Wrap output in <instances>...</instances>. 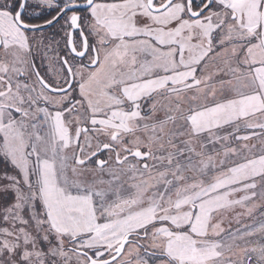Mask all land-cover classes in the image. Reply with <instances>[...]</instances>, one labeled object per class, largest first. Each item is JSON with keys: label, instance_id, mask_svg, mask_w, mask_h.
<instances>
[{"label": "snow or ice", "instance_id": "6c2138e0", "mask_svg": "<svg viewBox=\"0 0 264 264\" xmlns=\"http://www.w3.org/2000/svg\"><path fill=\"white\" fill-rule=\"evenodd\" d=\"M253 138L264 0H0V264H264Z\"/></svg>", "mask_w": 264, "mask_h": 264}, {"label": "rangeland", "instance_id": "374dc122", "mask_svg": "<svg viewBox=\"0 0 264 264\" xmlns=\"http://www.w3.org/2000/svg\"><path fill=\"white\" fill-rule=\"evenodd\" d=\"M57 39V38H56ZM62 43V42H61ZM37 54H39V52H37ZM60 54V53H59ZM50 56H53L55 55V53H50L49 54ZM43 64L45 66V69H47V73H48V79H51V73L48 71V64H49V61L48 60H44L43 61ZM52 64L54 67H58V65L55 64V61L53 60L52 61ZM37 67L40 68V62L37 58ZM212 70V65L210 63V68H209V71ZM40 71H42L40 69ZM42 74V72H41ZM46 77V78H47ZM23 79V78H22ZM257 141H260L259 143ZM249 144L251 145H256V150H260L262 148H264V141H261L259 138H253L251 139L250 141H248ZM2 181H0V186H2ZM11 196V193L10 191L5 195L4 193H0V204H6V203H10L11 202V199L12 197ZM9 199V200H7ZM9 201V202H8ZM256 204L258 205L255 210H254V214H253V217H249V216H241L239 217V223L237 222V219L235 217V214L234 213H225L224 214V222H223V227L227 230V229H231L233 231H235L237 228H242L243 225H246V224H252L254 222V219H259L260 218V215L261 213H264V200H257L256 201ZM237 212H240V211H244V209H241V208H237L236 209ZM2 224L7 227V223H5L4 221L2 222ZM2 224L0 225V227H2ZM10 227V226H8ZM244 245L241 244V248H243ZM241 248H235L234 249V255L232 256V259L236 260L239 264V261H241L243 259V252L241 251Z\"/></svg>", "mask_w": 264, "mask_h": 264}, {"label": "trees", "instance_id": "16d2710c", "mask_svg": "<svg viewBox=\"0 0 264 264\" xmlns=\"http://www.w3.org/2000/svg\"><path fill=\"white\" fill-rule=\"evenodd\" d=\"M39 69H41L42 71H44V69H45V68L43 67V64H42L41 62H40V68H39ZM46 70H47V69H46ZM46 74H47V76H48V73H46ZM48 77H49V76H48ZM48 77H47V78L45 77V79H48ZM49 78H50V77H49ZM49 80H50V79H49ZM251 144H252V143H251ZM251 144H250V145H251ZM3 167H4V166H3L2 164H0V170H2ZM4 183H5V181H2L1 184L3 185ZM10 193H11V196H10V197H12L10 203H12V202H14V193L11 192V191H10ZM7 200H9V199H7ZM8 202H9V201H8ZM2 222H3V220L0 219V225L2 224ZM5 223H6V222H5ZM7 225L10 226L8 223H7ZM8 226H7V227H8ZM2 227H5V226L2 224Z\"/></svg>", "mask_w": 264, "mask_h": 264}, {"label": "flooded vegetation", "instance_id": "af4514ba", "mask_svg": "<svg viewBox=\"0 0 264 264\" xmlns=\"http://www.w3.org/2000/svg\"><path fill=\"white\" fill-rule=\"evenodd\" d=\"M51 31H54V30H50V32ZM56 38L59 39V37H56ZM59 53H60V55H63L64 54V51H63L62 48L60 49ZM39 56H40V53L37 54V58H38L39 62H41V60L39 59ZM41 63L43 64V62H41ZM43 67H45L44 64H43ZM41 72H42V75H44L45 77H47V74H46L47 70L46 69H44V71H41Z\"/></svg>", "mask_w": 264, "mask_h": 264}, {"label": "crops", "instance_id": "0c3cea01", "mask_svg": "<svg viewBox=\"0 0 264 264\" xmlns=\"http://www.w3.org/2000/svg\"><path fill=\"white\" fill-rule=\"evenodd\" d=\"M44 68H45V67H44ZM209 68H210V65H209ZM46 73H47V72H46ZM257 142L259 143L260 141H257ZM258 143H257V144H258ZM257 144H255V145H257ZM253 145H254V144H253Z\"/></svg>", "mask_w": 264, "mask_h": 264}]
</instances>
